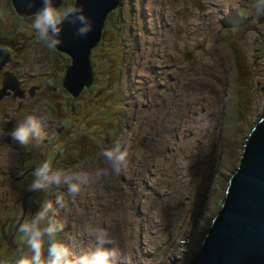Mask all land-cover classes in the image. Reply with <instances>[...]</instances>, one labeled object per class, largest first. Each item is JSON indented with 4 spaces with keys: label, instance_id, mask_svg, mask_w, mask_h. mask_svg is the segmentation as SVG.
<instances>
[{
    "label": "rangeland",
    "instance_id": "rangeland-1",
    "mask_svg": "<svg viewBox=\"0 0 264 264\" xmlns=\"http://www.w3.org/2000/svg\"><path fill=\"white\" fill-rule=\"evenodd\" d=\"M62 1L74 7L73 0ZM229 1L122 0L91 54L96 80L74 98L63 87L70 57L37 39L34 16L23 19L12 0H0V48L12 57L3 69L26 91L24 99L0 101V124L33 115L45 134L42 142L22 146L10 137L8 143L2 131L0 261L15 264L29 252L19 226L50 200L62 226L57 238L73 253L94 249L96 234L104 232L120 250L119 264L192 263L223 207L246 141L264 118V16L255 14L254 0ZM183 70L190 77L170 83V74ZM186 79L195 83L192 90ZM210 121L188 158L190 151L179 146L195 132L184 123ZM163 137H171L164 151ZM117 141L128 152L121 173L95 178L106 166L102 151ZM45 160L54 170L87 172L89 180L75 197L65 186L29 191L32 172ZM156 166L162 169L157 187L150 180ZM57 195L64 197L63 207L56 205Z\"/></svg>",
    "mask_w": 264,
    "mask_h": 264
},
{
    "label": "water",
    "instance_id": "water-1",
    "mask_svg": "<svg viewBox=\"0 0 264 264\" xmlns=\"http://www.w3.org/2000/svg\"><path fill=\"white\" fill-rule=\"evenodd\" d=\"M31 3L33 6L28 8L25 0H12L17 15L23 19L33 16L41 7V0H31ZM119 4L120 0H76L75 7H83L92 22V30L86 36H75V28L67 20L61 25V44L56 49L72 59L63 87L74 98L95 82L91 53L101 42L109 13ZM54 5L59 9L62 1L54 0ZM11 61L10 53L1 49L0 72ZM10 90H18V80L12 75L0 89V101ZM262 120L246 141L240 170L231 179L223 207L191 264H264V118Z\"/></svg>",
    "mask_w": 264,
    "mask_h": 264
},
{
    "label": "clouds",
    "instance_id": "clouds-1",
    "mask_svg": "<svg viewBox=\"0 0 264 264\" xmlns=\"http://www.w3.org/2000/svg\"><path fill=\"white\" fill-rule=\"evenodd\" d=\"M26 6L31 8V0H25ZM254 12L264 16V0H254ZM67 20L75 28L74 35L86 36L92 30V22L84 13L83 7H66L63 11L54 5V0H41V7L34 14L32 28L37 39L47 48L54 49L61 44V25ZM13 141L27 146L32 141L42 142L45 138L41 120L33 115L27 116L17 123L7 134ZM105 167L97 168L95 178L119 175L122 166L126 164L128 152L119 141L113 147L104 149L101 153ZM33 181L29 191H45L53 186H65L67 193L73 197L78 195L89 180V174L81 171L54 170L48 160L42 162L32 172ZM62 195H57L56 205L63 207ZM55 208L52 201L44 202L32 216L19 226L29 249L28 253L21 252L15 264H119L120 250L114 241L107 238V234H96L94 249L79 254L57 238L62 226L54 218ZM45 245L46 255H45ZM106 245H111L110 247ZM0 264L4 262L0 261Z\"/></svg>",
    "mask_w": 264,
    "mask_h": 264
},
{
    "label": "bare ground",
    "instance_id": "bare-ground-1",
    "mask_svg": "<svg viewBox=\"0 0 264 264\" xmlns=\"http://www.w3.org/2000/svg\"><path fill=\"white\" fill-rule=\"evenodd\" d=\"M225 3H229L230 1L229 0H223ZM76 4V3H75ZM121 4H122V0H120V4H119V6H118V8L116 9V10H118L119 9V7L121 6ZM224 5V4H223ZM225 6V5H224ZM74 7H75V5H74ZM170 9H175L176 8V6L173 4V5H171L170 7H169ZM169 10V9H168ZM113 12V11H112ZM156 12V11H155ZM177 13V12H176ZM111 14V13H110ZM109 14V15H110ZM168 15V14H167ZM166 15V16H167ZM231 15V14H230ZM34 16V15H33ZM29 17V16H28ZM27 17V18H28ZM164 17V16H163ZM26 18V19H27ZM108 18V17H107ZM165 19V18H164ZM171 19V18H170ZM169 20V19H168ZM167 21V20H166ZM165 23V22H164ZM164 25V24H163ZM105 28V27H104ZM166 31V30H165ZM173 31H175L174 29H173ZM161 33V32H160ZM210 34V33H209ZM212 34V33H211ZM207 35V34H206ZM205 35V36H206ZM216 35V34H215ZM158 36V35H157ZM175 36V35H174ZM214 37V36H213ZM213 37H211L210 36V41H209V43H207V50H211L212 48H213V46H214V44H213ZM161 38H162V36H161ZM180 38V37H179ZM157 40V39H156ZM215 40V39H214ZM148 41V40H147ZM215 42V41H214ZM158 43V42H157ZM208 51V52H209ZM167 52H168V50H167ZM207 52V53H208ZM219 52V51H218ZM211 53V52H210ZM92 54V53H91ZM218 54V53H217ZM171 55V54H170ZM212 55H213V53H212ZM218 55H220V53L218 54ZM224 55V54H223ZM214 56V55H213ZM70 57V56H69ZM218 57V60H221L220 59V56H217ZM217 57H215V58H217ZM70 59H71V57H70ZM225 59V58H224ZM223 59V61H225ZM71 61H72V59H71ZM208 61V60H207ZM222 61V60H221ZM218 63V62H217ZM216 63V64H217ZM71 65H72V63H71ZM222 65H224V63H222ZM71 67V66H70ZM69 67V68H70ZM219 67H220V65H219ZM68 68V69H69ZM67 69V70H68ZM185 70H186V68H185ZM185 70H183L184 72H185ZM148 71V70H147ZM195 71V70H194ZM67 72V71H66ZM206 72V71H205ZM201 74V73H200ZM200 74H199V76H200ZM65 75H66V73H65ZM171 76H170V83H174V84H176L178 81H179V79L182 77V79H183V77H185V76H189V75H191V74H188V73H186L185 72V74H182L180 71H178V72H173L172 74H170ZM10 76V75H9ZM190 77V76H189ZM192 77V76H191ZM220 78V77H219ZM167 79V78H166ZM189 79V78H188ZM188 79H186L185 80V82L186 83H188L187 81H188ZM193 79V78H192ZM213 80V79H212ZM193 82V81H192ZM183 83V82H182ZM185 83V85H186V87L188 88V89H191V88H193L194 87V84H191V83H188V84H186ZM179 84V83H178ZM199 85V84H198ZM197 86V85H196ZM215 86V85H214ZM198 87V86H197ZM181 88V87H180ZM18 90H19V85H18ZM18 90H17V92H18ZM192 90V89H191ZM10 92H14V91H11L10 90ZM10 92H8V94L10 93ZM184 92V91H183ZM193 93H196V92H193ZM192 93V94H193ZM180 95V94H179ZM183 95V94H182ZM176 96V95H175ZM186 96V95H185ZM184 96V97H185ZM6 97V96H5ZM4 97V98H5ZM179 98V97H178ZM197 98V97H196ZM196 98H195V100H196ZM176 99V98H175ZM180 99V98H179ZM169 100V99H168ZM191 100V99H190ZM184 101V100H183ZM165 102V101H164ZM161 103L162 105H163V107L160 109V112H164L169 106H171L172 105V102H170L169 101V103ZM178 102V101H177ZM186 102V101H185ZM189 102V101H188ZM191 102V101H190ZM195 102V101H194ZM197 102V101H196ZM192 103V102H191ZM175 104V103H174ZM193 104V103H192ZM208 104H210L209 102H208ZM199 105V104H198ZM179 106V105H178ZM211 106H212V108L211 109H213L212 110V112H214L215 111V107H214V105H212L211 104ZM176 107V106H175ZM174 107V108H175ZM173 108V107H172ZM188 108H190V107H188ZM171 110V109H170ZM176 110V109H175ZM173 111V110H172ZM173 113V112H172ZM160 114V113H159ZM188 117V116H187ZM158 120H159V118H158ZM188 120H189V117H188ZM187 120V121H188ZM156 122H157V120H156ZM161 123V122H160ZM212 123V121H210V122H208L207 124H201V123H198V124H196V127H192L191 126V123L189 122L188 124H186L185 125V123H184V125H183V129H193V131L195 132V134H194V138H192V139H186L185 141H183L182 142V144H180V148L182 149V151H185V150H188V151H190L189 152V154L187 155V157L188 158H192L193 159V151H194V149L196 148L195 146H194V144H196L195 142H197L196 140L197 139H202V137L204 136V134L206 133V131L210 128V124ZM156 125V124H155ZM163 126V128H164V125H162ZM160 128V127H159ZM155 129V128H154ZM159 130V129H158ZM154 133V132H153ZM165 133L166 134H168L169 133V131L167 130V128H166V130H165ZM169 135H170V133H169ZM159 136V135H158ZM157 138V137H156ZM150 139V138H149ZM194 139V140H193ZM171 140V137H168V139L166 138V137H163L162 138V140H161V143H162V148H161V150H165L166 149V147L168 146V141H170ZM172 140H173V138H172ZM174 140H178V136L177 137H175L174 138ZM173 140V141H174ZM190 140H192V141H190ZM179 141L181 142V137H179ZM152 142V141H151ZM155 146V145H154ZM196 146H197V144H196ZM151 148V147H150ZM156 148V147H155ZM207 148H208V146H207ZM206 148V149H207ZM177 150V149H176ZM135 151L136 152H138L136 149H135ZM171 151V150H170ZM173 152H175L174 150H172ZM176 153V152H175ZM188 153V152H187ZM186 153V154H187ZM190 153H191V156H190ZM186 154H185V156H186ZM175 158V154H172L171 155V157L169 158V160L171 159V158ZM168 158V157H167ZM186 159V158H185ZM174 160V159H173ZM178 160H180V159H178ZM173 162V161H172ZM159 163V162H158ZM179 163V162H178ZM182 163V162H181ZM166 165V161H162V162H160V166L161 167H164ZM168 165V164H167ZM176 165V164H175ZM187 165V164H186ZM185 167V166H184ZM191 166H188V168L189 169H191L190 168ZM240 167H241V165L239 166V168L237 169V173L239 172V170H240ZM182 168V167H181ZM185 169V168H184ZM188 169V170H189ZM160 169H159V167L158 166H156V168L153 170V172H155V175H151V178H150V180H151V182L157 187V186H160L161 185V182H160V178H159V175L158 174H160V172L162 171V169H161V171H159ZM178 170H179V168H178ZM187 170V169H186ZM182 172V171H181ZM186 173V172H185ZM183 175H185V174H183ZM236 175V174H235ZM190 177V176H189ZM188 177V178H189ZM209 177V176H208ZM182 178H185V177H182ZM207 178V177H206ZM205 178V179H206ZM208 179V178H207ZM156 180H157V183H156ZM189 182V181H188ZM187 182V183H188ZM205 182H209V181H205ZM203 183V182H202ZM189 184V183H188ZM187 184V185H188ZM191 184V183H190ZM204 186V185H203ZM188 187V186H187ZM203 190V189H202ZM203 193V192H202ZM205 193V192H204ZM206 194V193H205ZM201 197V196H200ZM203 198V197H202ZM24 199H26V197L24 198ZM24 199H23V201H24ZM24 203V202H23ZM200 204H201V200H200ZM24 206H25V203H24ZM149 231V230H148ZM147 231V232H148ZM146 234V233H145ZM147 236V235H146ZM153 237V236H152ZM153 240H154V238H153ZM152 240V241H153ZM132 241V240H131ZM150 242H151V240H149ZM145 242V241H144ZM147 243V242H146ZM155 243V242H154ZM135 244V243H134ZM138 244V243H137ZM153 244V243H152ZM148 245V244H147ZM150 245V244H149ZM134 246V245H133ZM137 246V245H136ZM152 246V245H151ZM156 246V245H155ZM158 246V245H157ZM138 247V246H137ZM136 248V247H135ZM139 250V249H138ZM134 251H136V250H134ZM140 252V251H139ZM127 253V252H126ZM125 253V254H126ZM135 253V252H134ZM133 255V254H132ZM122 256V255H121ZM124 256V255H123ZM137 256V255H136ZM132 257V256H131ZM140 258H141V256H140ZM146 259V258H145ZM157 259V258H156ZM156 259H155V261H156ZM159 260V259H158ZM151 261V260H150ZM120 262V261H119Z\"/></svg>",
    "mask_w": 264,
    "mask_h": 264
},
{
    "label": "flooded vegetation",
    "instance_id": "flooded-vegetation-1",
    "mask_svg": "<svg viewBox=\"0 0 264 264\" xmlns=\"http://www.w3.org/2000/svg\"><path fill=\"white\" fill-rule=\"evenodd\" d=\"M73 3H74V5H75V3H76V0H73ZM68 7V6H67ZM0 50H1V48H0ZM5 50V49H4ZM12 58V57H11ZM10 63H12V61L10 62ZM9 63V64H10ZM9 64H7V65H9ZM4 70V69H3ZM2 70V72H0V79H1V87H0V89H2V86H3V83L7 80V78H8V76L9 75H11V73L9 72V71H7V70H4L3 71ZM25 93H26V91L25 90H23L20 86H19V90H18V92H12V93H9L6 97H8V98H17V97H19V98H23L24 99V97H25ZM31 96H34V95H32L31 94ZM263 121V120H262ZM262 121H259V123L256 125V127L262 122ZM10 124H11V126H10ZM13 126H14V124L12 123V122H10V121H8V122H5V123H3V125H1L0 124V137H1V134H2V131L4 132L3 134H2V136H5L6 138H8L7 139V142L9 143V142H11L10 141V138H9V136L7 135L8 134V132L13 128ZM28 170H30V169H32V168H27ZM25 172V171H24ZM8 175H10V173H7V174H3L2 176H8ZM227 191V190H226ZM29 192V191H28ZM225 199V198H224ZM224 201V200H223ZM216 219V218H215Z\"/></svg>",
    "mask_w": 264,
    "mask_h": 264
},
{
    "label": "trees",
    "instance_id": "trees-1",
    "mask_svg": "<svg viewBox=\"0 0 264 264\" xmlns=\"http://www.w3.org/2000/svg\"><path fill=\"white\" fill-rule=\"evenodd\" d=\"M61 1H62V0H61ZM67 6L69 7V4L66 3L65 1H64V2L62 1V6H61L60 8H61V10L63 11ZM119 9H120V7H119ZM119 9H118V10H119ZM105 23H106V22H105ZM93 71H94V70H93ZM94 75H95V74H94ZM95 80H96V77H95ZM86 90H87V89H86ZM236 173H237V171L235 172V174H236ZM235 174H234V175H235ZM26 195H27V194H26ZM25 197H26V196H25ZM223 204H224V201H223L222 205H223ZM57 234L60 235V232H58ZM201 248H202V247H201ZM201 248H200V250H201ZM200 250H199V251H200Z\"/></svg>",
    "mask_w": 264,
    "mask_h": 264
}]
</instances>
